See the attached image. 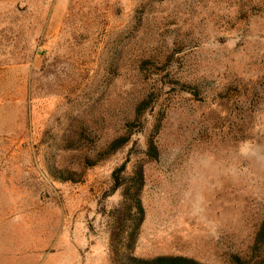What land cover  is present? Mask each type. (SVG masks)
Returning <instances> with one entry per match:
<instances>
[{
	"label": "rangeland",
	"instance_id": "1",
	"mask_svg": "<svg viewBox=\"0 0 264 264\" xmlns=\"http://www.w3.org/2000/svg\"><path fill=\"white\" fill-rule=\"evenodd\" d=\"M253 1L243 40L225 25L240 0H0V264H122L140 175L134 257L264 264V0ZM176 38L187 42L171 57ZM145 95L129 142L86 168Z\"/></svg>",
	"mask_w": 264,
	"mask_h": 264
},
{
	"label": "trees",
	"instance_id": "2",
	"mask_svg": "<svg viewBox=\"0 0 264 264\" xmlns=\"http://www.w3.org/2000/svg\"><path fill=\"white\" fill-rule=\"evenodd\" d=\"M240 4H242L237 12V16L235 20H232V22H226L225 25H228L230 29H237L236 31L242 36V39L244 40L246 38L245 33L250 28V20L251 18L257 16V14H254L256 5L254 4L253 0H240ZM260 11V10H259ZM223 26V22H220ZM223 28V27H222ZM178 38H176L173 42L174 46L179 47L177 50H174L170 55L171 57L174 56L176 53H178L183 43H186L187 41H177ZM194 40H197L196 38L189 43L196 44ZM176 51V52H175ZM164 58H154V59H146L142 58L139 61H141L142 65L151 64V66H154L155 63H162ZM151 71V69H150ZM154 74V72H152ZM181 81H183V85L185 87H191L192 85L195 87H198L197 82L194 80H190L188 76L183 77L181 76ZM152 105L150 96H144L143 99H141L138 104L135 107L134 110V118L133 119H127L124 123V133L116 136L115 139L111 140L105 147H102L101 150L97 153L96 157L94 159L86 158L85 167L90 168L97 165L99 162L105 160L106 158L112 156L114 153H116L119 149L123 148L128 142H129V136L132 135L134 127L137 122L141 121L142 116L145 115L146 109ZM157 130V127H156ZM82 133L79 134V145L77 150H81L84 148V144L82 143ZM95 142V141H94ZM93 142V143H94ZM148 150L147 155L151 158H156L158 155L157 146L153 140V138H150L147 140ZM126 169V164L123 163L119 168L115 169L112 173V179H113V191L119 189L122 185L121 182V173L124 172ZM53 176L56 179H59L61 181H71L76 182V178L74 177V174L70 173L69 171L64 170H53L52 171ZM143 186V176L140 175L138 178L137 183V190L134 194H132V202L135 205V217L133 220L134 228L129 234V237H127V241L130 244V248L126 251V254L124 255V258L122 260V264H204L201 263L193 258L185 257V256H173V255H166V256H157L154 258L149 259H143V258H137L132 255V248L131 246L135 242L138 234L139 227L144 219V208L142 207L141 200L139 198L140 190ZM264 245V220L262 221L259 231L256 235L255 239V250L259 251L262 249V246ZM253 259V258H252ZM231 264H260L259 262H254V259L251 260L247 258V256H242L239 254H234L232 256Z\"/></svg>",
	"mask_w": 264,
	"mask_h": 264
}]
</instances>
